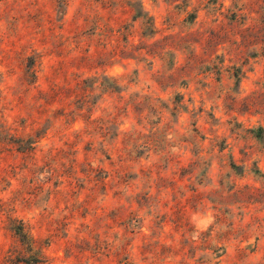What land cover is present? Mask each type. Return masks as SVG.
I'll list each match as a JSON object with an SVG mask.
<instances>
[{
  "label": "rangeland",
  "instance_id": "rangeland-1",
  "mask_svg": "<svg viewBox=\"0 0 264 264\" xmlns=\"http://www.w3.org/2000/svg\"><path fill=\"white\" fill-rule=\"evenodd\" d=\"M0 264H264V0H0Z\"/></svg>",
  "mask_w": 264,
  "mask_h": 264
}]
</instances>
